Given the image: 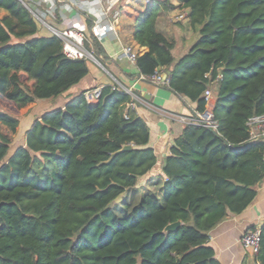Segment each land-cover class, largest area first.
<instances>
[{
	"label": "trees",
	"instance_id": "16d2710c",
	"mask_svg": "<svg viewBox=\"0 0 264 264\" xmlns=\"http://www.w3.org/2000/svg\"><path fill=\"white\" fill-rule=\"evenodd\" d=\"M176 1L195 41L175 57L174 40L155 27L160 9L175 6L152 0L133 17L132 37L147 48L134 64L144 76L167 70L168 86L198 112L211 87L216 128L185 124L159 195L130 202L122 195L138 191L156 155L129 94L106 85L87 102V90L79 92L34 120L9 156L19 120L0 107V264H221L208 233L241 213L264 177V139H251L247 126L264 114V0ZM0 9V99L27 111L89 72L91 63L67 57L57 36L38 35L19 1L0 0ZM86 22L85 48L90 42L97 56L102 48ZM259 228L254 257L264 264V220Z\"/></svg>",
	"mask_w": 264,
	"mask_h": 264
},
{
	"label": "crops",
	"instance_id": "0c3cea01",
	"mask_svg": "<svg viewBox=\"0 0 264 264\" xmlns=\"http://www.w3.org/2000/svg\"><path fill=\"white\" fill-rule=\"evenodd\" d=\"M92 1L55 0L54 17L52 20L46 18V23L57 29L70 27L85 32L88 28L86 20H91L93 24V15L89 11ZM169 1L175 7L167 10L160 9L155 27L167 39L174 40L173 53L175 57H179L195 41L197 33L188 24L186 17L178 21L174 19L177 13L186 14V11L178 8L176 0ZM119 3L116 8L118 15L115 31H107L102 38L97 39L102 48V53L97 54L101 66L95 63L89 64V72L78 83L57 97L39 99L37 103L38 101H48L47 104L40 107V110L63 108L68 100L81 91L101 89L103 86L110 85L113 77L125 86L132 88L133 93L138 97L134 110L148 127V144L156 155L155 165L142 177L148 179L160 175L162 183L164 179L162 166L166 157L170 155L173 140L181 133L185 125L180 121V117L193 115L196 112V105L185 96L173 91L168 83L155 82L142 75L135 64L122 55L123 46H130L138 55L147 50L146 47L136 43L132 33L135 27L133 17L143 11L149 3L146 0H120ZM0 10L4 11L3 15L6 14L5 10ZM39 11L43 18L48 15L44 7ZM109 22L110 19L107 18L103 23L109 25ZM49 34L41 28L38 30V35ZM89 45L90 51L93 52L90 42ZM164 73H168V71L164 70ZM36 119L39 118L34 120ZM34 120L26 125L25 131L30 128ZM255 189L254 200L241 213H229L208 233V243L214 249L215 257L221 264H255V257L245 252L240 243L243 232L251 227H260L264 220V177L257 183Z\"/></svg>",
	"mask_w": 264,
	"mask_h": 264
},
{
	"label": "built area",
	"instance_id": "2783aa9c",
	"mask_svg": "<svg viewBox=\"0 0 264 264\" xmlns=\"http://www.w3.org/2000/svg\"><path fill=\"white\" fill-rule=\"evenodd\" d=\"M21 3L32 15H34L39 22L46 27L51 34L57 36L62 41L63 53L71 59H87L88 57L94 58L91 51L84 48V41L86 40L85 34L82 30L75 28H64L57 29L48 25L38 14H40V9L45 8L47 14H52L55 10V0H17ZM120 0H93L90 6V13L93 15V24L91 27V33L96 39L102 38L107 31H115V22L117 18V6ZM150 3L151 0H146ZM93 6H95L93 8ZM186 16L185 13L181 12L174 16L176 21L183 19ZM109 18V25H104L105 19ZM122 55L126 57L132 63L135 62L136 53L132 50L130 46L122 47ZM96 64L100 65V62L95 58ZM207 76V74H206ZM152 79L155 82H165L168 83V73H164V69H159L150 76H145ZM221 75L218 74L217 78ZM112 90L122 91L130 95V105L132 108L135 107V101H138V97L132 91V88L125 86L116 78H112V82L109 85ZM100 89L94 88L92 90H87L84 92V98L87 102H95L99 97ZM203 97L205 99L206 105L203 112L196 111L190 116H181L180 121L185 124H193L198 126H205L215 129L216 122L214 121L211 113L212 106V89L208 87L203 92ZM247 126L249 131V137L251 139H264V114L255 115L247 120ZM260 241V228L255 227L254 229L246 230L242 233L240 237V243L242 248L248 254L255 256L259 250ZM255 264H260L255 260Z\"/></svg>",
	"mask_w": 264,
	"mask_h": 264
},
{
	"label": "rangeland",
	"instance_id": "374dc122",
	"mask_svg": "<svg viewBox=\"0 0 264 264\" xmlns=\"http://www.w3.org/2000/svg\"><path fill=\"white\" fill-rule=\"evenodd\" d=\"M3 14H4V11L0 10V17ZM38 16H40L45 22H47L46 18H49L52 20L54 17L52 14L51 15L48 14L45 18H43V16L41 14H38ZM33 17H35V16L33 15ZM35 19L38 21V19L36 17H35ZM38 25L43 31L50 33V31L48 29H46V27H44L41 22H39ZM85 46H86V43L84 42V48H85ZM92 55L97 61L100 62V59L96 56V54L92 53ZM94 58L92 59V58L88 57L86 60L92 64L93 63L96 64L97 62L94 60ZM47 103H48V101H38V103L35 104L33 109L25 111V109L19 110V109L15 108V106L13 104H11L10 102H7L5 100L0 99V107L4 110H7V111L11 112L12 114H14L20 121L19 130H18L12 144L9 147L8 156L11 155L20 145L22 146L24 144V134H25L24 131H25L26 125L30 124V122L32 120L39 117L41 113L48 111L46 109L40 110L41 109L40 107H42L43 105H45ZM52 109H54V108H52ZM158 180L159 179L156 178V176L152 177L151 179L150 178L147 179V177H140L138 179V184H137L138 191L133 192V194L131 193V191H128L127 194L122 195V196L127 197L130 200V202H136L141 192H149L152 194L159 195L161 181L160 180L158 181ZM117 200H119V198Z\"/></svg>",
	"mask_w": 264,
	"mask_h": 264
},
{
	"label": "water",
	"instance_id": "95a60500",
	"mask_svg": "<svg viewBox=\"0 0 264 264\" xmlns=\"http://www.w3.org/2000/svg\"><path fill=\"white\" fill-rule=\"evenodd\" d=\"M122 149L123 150H129L130 149V145H125ZM179 224H180V222L176 221L174 223H171V224L167 225L165 229L168 230V231H171V230L175 229L176 227H178Z\"/></svg>",
	"mask_w": 264,
	"mask_h": 264
}]
</instances>
